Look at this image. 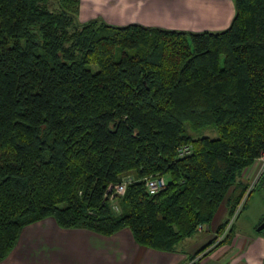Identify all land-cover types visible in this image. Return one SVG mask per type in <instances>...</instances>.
I'll return each mask as SVG.
<instances>
[{
	"label": "trees",
	"instance_id": "obj_1",
	"mask_svg": "<svg viewBox=\"0 0 264 264\" xmlns=\"http://www.w3.org/2000/svg\"><path fill=\"white\" fill-rule=\"evenodd\" d=\"M233 1L228 29L194 33L82 23L79 0H0V263L48 218L172 253L226 202L225 232L264 155V0ZM128 175L117 210L108 188ZM152 176L167 178L155 195Z\"/></svg>",
	"mask_w": 264,
	"mask_h": 264
},
{
	"label": "crops",
	"instance_id": "obj_2",
	"mask_svg": "<svg viewBox=\"0 0 264 264\" xmlns=\"http://www.w3.org/2000/svg\"><path fill=\"white\" fill-rule=\"evenodd\" d=\"M79 1L78 18L82 23L100 19L114 26L139 24L194 33L221 32L230 27L235 16L233 0ZM243 178L260 190V202L253 207L255 199L249 196L233 225L231 241L193 260L195 252L190 249L201 234L168 253L139 245L127 228L104 236L85 229H64L48 218L25 227L14 251L0 264H264V232L257 231L264 221V168L260 160ZM228 216L224 202L212 225L204 228L206 236L202 240L215 234Z\"/></svg>",
	"mask_w": 264,
	"mask_h": 264
},
{
	"label": "built area",
	"instance_id": "obj_3",
	"mask_svg": "<svg viewBox=\"0 0 264 264\" xmlns=\"http://www.w3.org/2000/svg\"><path fill=\"white\" fill-rule=\"evenodd\" d=\"M192 152H193V146L191 144L182 146L178 150V157L179 158L187 157V156L191 155ZM259 160H260V163H261L262 169H263L264 168V155ZM134 182H136L135 177L132 175H128V176L123 177L121 183L116 184V185H110V187L108 188V193H110L109 199L111 200V202L116 204L115 209H117V200L119 198L125 196L127 189H128V186ZM144 182H145V185H146L148 192L151 195L158 194L160 191L164 190L167 186V178L162 177V176L148 177V178L144 179ZM253 187H254V185H252V187L250 188V191L253 189ZM249 192L246 194V196L243 198L240 205L237 207L235 214L230 218L229 225L226 229L227 231L232 229V227L235 223V220L238 218V216L242 212L243 207L247 201ZM201 231H202V228H200V232Z\"/></svg>",
	"mask_w": 264,
	"mask_h": 264
},
{
	"label": "rangeland",
	"instance_id": "obj_4",
	"mask_svg": "<svg viewBox=\"0 0 264 264\" xmlns=\"http://www.w3.org/2000/svg\"><path fill=\"white\" fill-rule=\"evenodd\" d=\"M211 134V133H210ZM211 137H213L212 136V134H211ZM250 196H253V198L255 199L252 203H253V207H254V204H257L256 203V201H258V203L260 202L258 199H261L260 198V190H258V189H255V190H252V193L250 194ZM255 209H257V208H255ZM118 210V209H117ZM241 214V213H240ZM239 217V216H238ZM237 220V219H236ZM235 220V221H236ZM230 232V230L229 231H227V230H225V232L221 235V236H219L218 234H217V232L215 233V234H213V235H210L209 236V238H206V239H204V240H202V238L204 237V236H206L205 235V232L203 233V231H202V233H199V234H201L200 236H201V238L199 237L198 239L199 240H195V241H193L194 243H193V245H192V247H191V251H193V252H201V250H203L205 247H207L206 245H208L209 243H211L212 241H216L214 244H212V245H210L203 253H201V254H209V253H211V252H213L215 249V247L219 244V243H221L225 238H226V236L228 235V233ZM210 240V241H209ZM207 241H209V242H207ZM223 246V245H222ZM194 253V254H195ZM193 254V255H194ZM200 254V255H201ZM198 257V256H197Z\"/></svg>",
	"mask_w": 264,
	"mask_h": 264
},
{
	"label": "water",
	"instance_id": "obj_5",
	"mask_svg": "<svg viewBox=\"0 0 264 264\" xmlns=\"http://www.w3.org/2000/svg\"><path fill=\"white\" fill-rule=\"evenodd\" d=\"M258 232H264V222L258 227Z\"/></svg>",
	"mask_w": 264,
	"mask_h": 264
}]
</instances>
